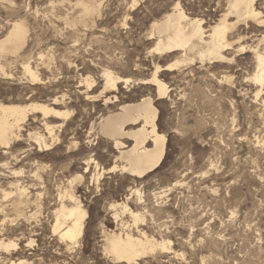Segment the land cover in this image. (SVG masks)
<instances>
[{
  "label": "rangeland",
  "instance_id": "1",
  "mask_svg": "<svg viewBox=\"0 0 264 264\" xmlns=\"http://www.w3.org/2000/svg\"><path fill=\"white\" fill-rule=\"evenodd\" d=\"M76 1L0 0V39L15 20L26 22L30 37L20 55L6 56L7 64L0 58L7 72L0 68V102L51 103L59 97L55 107L72 112L56 128L59 139L46 151L30 135L35 129L48 137L40 113L28 116L10 148L0 147V237L18 243L11 255L0 253V262L124 264L106 253L105 233L120 229L125 221L136 235L145 232L171 242L170 251L158 250L132 264H264V96H256L252 79L257 70L253 49L264 45V24L247 20L233 28L228 36L231 48L224 51L231 58L228 62L197 60L161 70L158 77L169 92L157 98L151 82L154 68L174 63L181 53L153 52L157 37L149 34L152 21L180 3L189 17L203 19L207 30L227 11L228 0H88L100 8L87 24L76 22L81 14ZM257 7L264 19V0H258ZM23 60L39 71L40 80L24 75ZM104 68L128 78V84L105 88ZM87 76L92 81L89 92L97 100L85 94ZM149 96L159 110L158 129L166 134L167 147L160 165L137 177L121 171L123 160L117 157L113 139L101 132V118ZM91 158L85 177V162ZM115 164L118 168L109 171ZM97 173L102 177L91 178ZM77 174L84 178L75 182V191L88 212L78 244L54 230L56 210L63 201L71 204L59 194ZM15 178L29 186L31 197L14 213V194L6 196L2 189L15 191L10 185ZM115 202L128 203L145 220L134 226L122 210L115 218L116 210L109 206Z\"/></svg>",
  "mask_w": 264,
  "mask_h": 264
},
{
  "label": "bare ground",
  "instance_id": "2",
  "mask_svg": "<svg viewBox=\"0 0 264 264\" xmlns=\"http://www.w3.org/2000/svg\"><path fill=\"white\" fill-rule=\"evenodd\" d=\"M257 1L258 0H228V5H226L228 6L227 11L223 13V15L221 14L222 15L221 18H219L218 21H216L213 25H210V27L207 30L203 26L204 24L203 19L197 18V17H194V18L189 17L186 14L185 10L182 7H180L179 5L180 3L174 9L166 13L164 16L160 17V19L156 18L157 20H155L154 22L152 21L151 28L149 29L151 30V33L149 34H151V36L156 35L157 37V41L155 42V45L153 47V52H155V54L159 56L172 54L175 52L181 53V56L178 59L176 58V61L174 63L172 62L171 64H168L165 66L157 64L156 67L154 68L155 71H154V74L152 73L153 77L151 76L152 78L151 82L152 84L156 86L155 91L157 92V95H158L157 98H162V97L164 98L169 92V87L166 85V83H164L158 77V73H160L161 70H171L173 69V67L175 66L178 67L180 65L187 66L188 64L194 63L197 60L201 62H207V61L209 62L211 61L228 62L229 60H231V58L226 55L227 52L225 54L224 51L231 46V43L228 40V36L230 33L232 34V32L235 31V29L234 31H232L233 28H236L235 26L238 23L242 21L246 22L247 20L256 21L258 22L259 25L264 24V19L262 18V12L257 7ZM75 4L81 8V14L78 20L76 21L77 23H81V24H87L89 18L95 15L96 13H98L99 8H100L94 1H88V0H77ZM101 12L102 11H100V13ZM100 15H102V13ZM230 16H235L236 19L234 21H230L229 19ZM76 22H73V23H76ZM28 37H29V27L26 24V22L23 20H18V21L15 20V22L12 24L7 34L2 39H0V58L4 59L8 55H13V56L20 55L21 51L27 44ZM253 50H255L254 52H255V59H256V64H257V70L252 77L258 89L256 96L257 97L260 95L264 96V45L263 46L262 44L258 45L257 48L255 47V49ZM53 60H54V56H53L52 61ZM26 61H28V59ZM16 62H17V59H16ZM50 62L51 60L48 59L47 64H49ZM6 64H7V60H6ZM67 64H70V63H67ZM21 66H23V69L25 71L24 75L25 73L29 75L32 81L40 80L39 75L37 73L38 70L37 71L33 70L29 62H24L23 60V65ZM0 68L2 69V71H4L3 66H0ZM181 68H184V66ZM113 71H111L108 68L107 69L104 68L103 70V76L105 77V80H106L105 88L109 87V88H113V90H116L119 83L128 84V81H129L128 78L118 76L115 74L116 72L114 71L115 72L114 73ZM85 80H86V83L88 84L87 85L88 89L85 92L87 98L97 100V97L94 94H92V92H89L90 87H92L91 86L92 81L90 80V77L86 78ZM145 82H148V81H145ZM102 92L104 93V91ZM105 99H106V103H109L111 100V98H105ZM52 100L53 101L51 103L30 101L28 103L6 104L3 102H0V147H4L8 149L12 141L18 139L19 136H21V129L23 128V124L26 123L28 116L30 114L40 113L42 116V121L44 124V128L46 130V134L48 135V137L45 134H43V132L41 133L40 130L36 132L35 129H34V133H31L30 135L35 139V142L36 144H38V148H40V150L46 151L50 149L51 145L53 146V144H55L59 139L55 132L56 128L62 127L65 124L64 122H66L65 120L70 116V113H72L67 109L63 110L62 107L61 109H58L55 107L60 104L59 97H55ZM263 104H264V100H263ZM120 106L121 107H119L120 108L119 112L108 114L106 117L101 118L102 120L100 119L101 120V125H100L101 132L107 137L113 139L114 147L119 152V155L117 157L123 160V164L119 165L121 166L120 167L121 171L128 172L129 174L133 176L143 177L147 173L151 172L152 170H154L160 165L165 155V152H166L167 136L166 134L161 133L159 131L158 124H157L159 110L157 106L154 104L153 99L150 96L146 98H142L140 102L125 103ZM35 118L37 117L35 116ZM48 118L60 119L63 122L59 124L50 123ZM129 125H137V126L133 128L132 127L128 128L127 126ZM124 138L131 139L133 143L129 146L126 145V143L123 141ZM148 142H152V147L147 146ZM5 152L7 151L5 150ZM92 161L93 159L91 158L90 160H87L85 162L86 166L83 171L85 173V177H86V173L89 172L90 163H92ZM94 162L96 161L94 160ZM95 167L99 168L97 162H96ZM116 168H118V165L115 164L114 166L110 167L108 170L111 171V170H115ZM14 173L17 174L19 172H17L15 169ZM83 174H77L78 176H75L74 178L69 180L68 182L69 187L64 189V191L59 194L61 198H67L68 200H70L71 204L66 205L63 201L60 207L57 210L55 209L56 210L55 212L56 222H55L54 230L57 232V234H59L60 238L69 240L68 242H71V243H77V241L83 236L85 218L88 216L87 210L83 207V204L80 201L81 199H79L75 191V187H76L75 182L76 181L81 182L84 178ZM36 176L38 177V173L36 174ZM95 176L97 177V180H98L99 176H101V173L94 174L91 178H94ZM19 179H16L15 182L10 181L11 182L10 185L12 186L11 188L14 187L15 191L8 192V190L6 191L5 189H2V191L4 192L6 196H9L10 194H14V198L12 201V205L15 210L14 213L16 211L20 212L21 207L28 204L30 201V197H31L30 192H29L30 191L29 186L22 185ZM21 180H24V179H21ZM38 185L40 184L38 183ZM9 190H12V189H9ZM139 190L138 192H140ZM109 206L113 208L114 210H116V212L114 213L115 218L119 217V213L117 212V210H122V212L124 213L128 212L135 224L134 226L138 225V222L144 221L145 220L144 218H146L144 217L142 212L139 213V211L136 212L133 209H131L128 203L126 202H115ZM124 222L121 223L122 227L120 229L110 230L105 233V251L106 253H108L109 255L113 257V260L115 262L124 263V264H132L136 262L139 258L154 254L158 250L167 251L171 248L170 247L171 242L169 240H165V239L159 240L155 238L153 235H148L145 232L142 233L141 235H139V233L138 235H136L134 234V232L128 229V226H126V223ZM130 226L132 225L130 224ZM17 248H18V243L15 240L8 239V238L4 239L0 237V253L11 255L12 251L16 250ZM1 259H4V258H1ZM0 264H7V263L0 262ZM11 264H29V262L25 259L19 260L18 263L14 262L13 260V262L11 261Z\"/></svg>",
  "mask_w": 264,
  "mask_h": 264
}]
</instances>
